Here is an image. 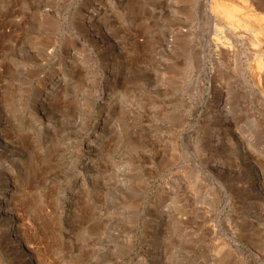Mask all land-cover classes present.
<instances>
[{
    "label": "rangeland",
    "instance_id": "1",
    "mask_svg": "<svg viewBox=\"0 0 264 264\" xmlns=\"http://www.w3.org/2000/svg\"><path fill=\"white\" fill-rule=\"evenodd\" d=\"M41 1L0 0V109H9L6 124L15 130L0 139V156L9 153L18 160L6 158L0 173L7 197L0 229L16 221L22 240L19 245L10 240L11 232L0 233V264H264V187L257 184L264 183L263 105L247 97L242 100H248V108L237 99L219 100L213 87L223 70L207 60L201 70L187 68L180 90H169L164 81H134L132 57L144 46L138 35L131 42L132 0L120 8L112 0L113 10L90 31L81 29L74 16L82 0L65 6L61 0ZM183 1L184 9L170 14L189 26L191 0ZM193 19L195 37L203 24ZM122 33L125 46L118 41ZM71 41L79 46L83 41L87 57L78 58ZM107 67L114 69L111 76ZM228 70L223 85L229 86V79L241 84L244 64ZM52 72L72 82L57 95L48 94L55 103L46 96L43 110L25 91L36 86V95L44 97L37 84ZM213 72L219 75L211 84ZM139 93L143 96L136 101ZM6 97L11 98L3 107ZM216 102L223 109L216 110ZM99 115L112 128L105 133L110 138L89 137ZM89 141L99 146L96 156L85 153ZM57 177L68 179L67 184H58Z\"/></svg>",
    "mask_w": 264,
    "mask_h": 264
},
{
    "label": "bare ground",
    "instance_id": "2",
    "mask_svg": "<svg viewBox=\"0 0 264 264\" xmlns=\"http://www.w3.org/2000/svg\"><path fill=\"white\" fill-rule=\"evenodd\" d=\"M37 1V0H36ZM43 1V0H42ZM41 1V3H42ZM47 1V0H46ZM59 1V0H57ZM185 1V0H184ZM183 1V2H184ZM30 2V1H29ZM40 2V0H39ZM64 4H68L69 0H61ZM117 2V1H116ZM180 0H132V4L130 5L129 14L132 17L133 26L131 30L129 31L132 35L131 42L134 44L136 41L133 40L135 36H141L143 38V46L144 48H141L140 51L135 53V56L132 57V61L135 60V80L142 81L144 84H152L157 83L158 81H164L166 86H168V89L176 88L178 90L183 89L184 80L187 76L186 71L191 70V67H193L196 70H199L200 67L205 68L206 66V60L210 62L211 66L215 69L218 68V70H223V76L221 78H217L218 83L214 84L213 88L218 89L219 92V100L231 98L237 99L242 101L243 107H247L249 105L248 101L251 103L257 101L258 103L255 104L256 106L259 104H262V108H264V0H191L189 3V16L191 14V23L189 26L184 24V20L176 19L175 17H172L170 12L174 11L176 8L180 7L179 3ZM182 2V1H181ZM114 2L112 0H82L79 5L81 7V12L79 10H76L74 16L77 18L76 21H78L81 26V29L85 28L90 31V28H95L98 24H101L100 21H102V17L109 12ZM21 4V3H19ZM23 4V3H22ZM21 4V5H22ZM30 4H33L30 2ZM128 4V0H118L117 6L120 8L125 7ZM5 5V4H4ZM7 5V4H6ZM9 5V4H8ZM20 5V6H21ZM72 5V4H71ZM187 5V4H186ZM13 6V5H12ZM38 6V5H37ZM76 6V5H75ZM185 6V4L183 5ZM1 7V6H0ZM16 7V6H15ZM18 7V6H17ZM50 9V6H48ZM128 7V6H126ZM187 7V8H188ZM47 8V7H45ZM52 8V7H51ZM181 9H184L180 7ZM179 8V9H180ZM186 8V7H185ZM10 9V8H9ZM15 9V8H14ZM27 9V8H26ZM35 9V8H34ZM125 9V8H124ZM6 11H3L4 13L8 12L7 7L4 9ZM18 11L22 10L21 8L17 9ZM39 10V9H38ZM41 10V9H40ZM113 10V9H112ZM123 10V9H122ZM127 10V9H125ZM188 9H186L187 11ZM48 11V10H47ZM180 11V10H179ZM185 11V10H184ZM10 12V11H9ZM50 12V11H49ZM79 12V13H78ZM127 12V11H126ZM125 12V13H126ZM176 12V11H175ZM174 12V13H175ZM178 12V11H177ZM2 13V12H0ZM16 13V12H15ZM24 13V12H23ZM30 13V12H29ZM41 13V12H40ZM73 13V12H72ZM10 14V13H8ZM7 14V17H8ZM13 14V13H12ZM17 14V13H16ZM25 14V13H24ZM42 14V13H41ZM127 14V13H126ZM184 14V13H183ZM14 15V14H13ZM20 15V14H17ZM128 15V14H127ZM2 17L6 16L1 15ZM73 16V18H74ZM193 16V17H192ZM7 17H4L8 19ZM12 17V15H11ZM31 17V16H30ZM29 17V18H30ZM125 17V16H124ZM13 18V17H12ZM72 18V22L73 19ZM123 18V17H122ZM128 18V17H127ZM175 18V19H174ZM197 18L200 19L203 26L201 27V30L199 32L198 36H191L192 32V24L194 23V19ZM71 19V18H70ZM120 19V17H119ZM125 19V18H123ZM14 21V20H13ZM32 21V19H31ZM75 21V20H74ZM120 21V20H118ZM8 22V21H7ZM71 22V20H70ZM166 23V24H165ZM16 24V23H15ZM30 24V23H29ZM72 24V23H71ZM77 24V22L75 23ZM164 24V25H163ZM31 25V24H30ZM192 25V26H190ZM78 29V28H77ZM159 29H163L160 31ZM76 30V29H75ZM79 30V29H78ZM96 30V29H95ZM86 31V32H88ZM95 32V31H94ZM126 32V30L124 31ZM89 35V34H88ZM93 36V35H91ZM100 36V35H99ZM89 37V36H88ZM98 37V36H97ZM120 42L122 44L127 42V37L125 33H122L120 36ZM118 37V38H119ZM38 38V37H37ZM43 38V37H42ZM86 38V37H85ZM83 38V39H85ZM91 38V37H90ZM93 38V37H92ZM91 38V39H92ZM103 38V37H102ZM96 39V38H95ZM98 39V38H97ZM100 39V38H99ZM98 39V40H99ZM87 40V39H85ZM97 40V41H98ZM133 40V41H132ZM49 41V40H48ZM103 41V40H102ZM80 42V41H79ZM78 42V43H79ZM45 43V42H44ZM52 42H50L51 45ZM73 41H71V44ZM83 43V41H82ZM79 46L77 43H73L71 48H75L74 52L75 54H79L78 58L87 57L88 51L86 52L84 50L83 44ZM91 43V42H90ZM94 43V42H93ZM89 44V42H88ZM95 44V43H94ZM67 45V43H66ZM90 45V44H89ZM94 46V45H93ZM97 45L95 44V47ZM6 47V46H5ZM44 47V46H43ZM8 48V47H7ZM6 48V49H7ZM66 46L64 47L65 50ZM69 48V47H68ZM99 48V47H98ZM48 49V47H47ZM100 50V49H99ZM2 51V50H1ZM71 51V50H70ZM4 52V51H3ZM45 52V51H44ZM81 52V53H78ZM188 52V53H187ZM47 53V52H45ZM71 53V52H70ZM72 54V53H71ZM74 54V55H75ZM192 55H194L192 57ZM74 60L77 58V56H74ZM165 57V58H164ZM5 58V57H4ZM77 58V59H78ZM190 58V59H188ZM72 59V60H73ZM76 59V60H77ZM39 59L36 61L38 62ZM71 60V62H72ZM137 61L139 63H137ZM41 62V61H40ZM19 63V62H18ZM17 63V64H18ZM4 64V63H3ZM8 64V62H7ZM75 64V63H74ZM203 64V65H202ZM244 64V70H243V77L241 79V84L235 81V79H229L230 84L229 86L223 85L225 80V76L230 75L226 74V72H229V68H232L234 71V68H239L241 65ZM10 65V64H9ZM8 65V66H9ZM7 66V65H6ZM23 66V65H22ZM68 66V65H67ZM66 66V67H67ZM75 66V65H73ZM72 66V67H73ZM210 66V65H209ZM4 67V66H3ZM14 67V66H13ZM192 68V69H193ZM211 68V67H210ZM11 69V68H9ZM14 69V68H13ZM25 69V68H24ZM37 69V68H36ZM73 70V69H72ZM71 70V71H72ZM105 70V69H104ZM114 69L107 67L106 71L111 76L113 74ZM201 70V69H200ZM221 70V71H222ZM228 70V71H226ZM231 70V69H230ZM9 71V70H8ZM24 71V70H23ZM49 71V70H48ZM152 71L155 74H152ZM192 71V70H191ZM212 71V70H211ZM226 71V72H224ZM10 72V71H9ZM8 72V73H9ZM70 72V71H69ZM68 72V73H69ZM190 72V71H189ZM197 72V71H196ZM195 72V73H196ZM203 72V71H202ZM192 73V72H191ZM200 73V72H199ZM216 73V72H215ZM213 72L212 74H208V81L206 78V81L208 83L213 84L211 81V78H216V75ZM232 73V72H231ZM47 74V73H46ZM117 74V73H116ZM3 75V74H2ZM21 75V74H20ZM24 75V74H23ZM31 75V74H30ZM50 76L46 78L45 80L41 81L39 84H37V87L39 86L44 92L45 96L42 97L41 94L36 95V86L28 89L25 91V93L33 94L32 102L34 105H41L45 110L44 99L46 96L49 97V95H52L54 92L58 93L60 89H64L65 87H68L69 84L72 82L70 76H66L65 74H59V73H51ZM119 75V74H118ZM192 75V74H190ZM196 75V74H195ZM33 76V75H32ZM114 76V75H113ZM116 76L111 82H116ZM194 76V75H193ZM197 76V75H196ZM207 76V75H206ZM102 77V76H101ZM109 77V76H108ZM5 80V79H4ZM203 80V79H202ZM2 81V80H1ZM11 81V80H10ZM16 81V80H15ZM99 81V80H98ZM106 82V81H105ZM227 82V81H226ZM225 82V84H226ZM18 83V82H17ZM110 83V82H109ZM35 84V83H34ZM228 84V83H227ZM7 85V84H6ZM26 85V84H25ZM15 86V85H14ZM19 86V85H18ZM6 87V86H5ZM2 87V88H5ZM16 87V86H15ZM211 87V86H210ZM1 88V89H2ZM25 88V87H24ZM29 88V87H28ZM212 88V87H211ZM7 90V87L5 88ZM10 89V88H9ZM113 89V88H112ZM169 89V90H170ZM1 91V90H0ZM4 91V90H3ZM2 91V92H3ZM18 91V90H17ZM24 91V90H23ZM106 91V89H105ZM216 91V90H215ZM12 93V91H9ZM20 92V91H19ZM107 92V91H106ZM17 93V92H16ZM57 93L55 95H57ZM104 93V92H103ZM113 93V92H111ZM215 93V92H214ZM213 93V94H214ZM1 94V93H0ZM18 94V93H17ZM23 95L24 92L22 93ZM49 94V95H48ZM108 93L104 94L107 95ZM110 95V94H109ZM113 94L110 96L112 97ZM13 97V94L11 95ZM143 96L142 93L134 94L135 100H139ZM2 97V96H0ZM98 97V96H97ZM96 97V98H97ZM247 97L248 100L243 101L242 98ZM11 98V97H10ZM9 98V99H10ZM57 98V97H55ZM173 98V97H172ZM6 98H2V106H5ZM8 99V100H9ZM20 99V98H19ZM23 99V98H21ZM26 99V98H25ZM29 99V98H28ZM52 99V98H51ZM54 99V98H53ZM53 99L51 101H53ZM98 99H100L98 97ZM97 99V100H98ZM171 99V98H170ZM57 100V99H56ZM104 101L106 98L103 99ZM234 100V101H235ZM31 101V100H30ZM59 101V100H58ZM77 101V100H76ZM100 101V100H99ZM133 101V100H132ZM222 101V100H221ZM233 101V100H232ZM48 102V101H47ZM75 102V101H74ZM97 102V101H96ZM246 102V103H245ZM15 103V102H14ZM50 103V102H49ZM55 103V101L51 102ZM93 103V102H92ZM225 103V102H223ZM71 104V103H70ZM69 104V105H70ZM107 104V103H106ZM134 104V103H133ZM241 104V103H240ZM13 105V104H12ZM10 105V106H12ZM32 105V104H31ZM57 105V104H55ZM59 105V104H58ZM78 106L77 104H75ZM80 105V104H79ZM216 110L217 108L223 109L222 102H216L215 104ZM72 106V105H71ZM222 106V107H221ZM254 106V105H253ZM21 107V106H20ZM50 107V105H49ZM52 107V104H51ZM104 106H102L103 108ZM107 107V106H106ZM135 107V106H134ZM18 108V106H17ZM57 108V106H56ZM55 108V109H56ZM248 108V107H247ZM4 108L3 111L0 109V139H3V135L8 134L7 132L12 133V126H7L6 122L9 121L11 118L7 112H5L6 109ZM52 109V108H51ZM60 109V107L58 108ZM56 109V110H58ZM69 109V108H67ZM73 109V108H72ZM213 109V108H212ZM215 109V108H214ZM246 109V108H245ZM244 109V110H245ZM256 108L254 107V110ZM54 110V112H56ZM63 110V109H62ZM61 110V111H62ZM71 110V109H70ZM78 110V109H77ZM235 110V109H234ZM238 110V109H237ZM27 111V110H26ZM39 111V110H38ZM52 111V110H51ZM72 111V110H71ZM69 111V112H71ZM75 112V109L73 110ZM226 111V110H225ZM246 111V110H245ZM248 111V110H247ZM253 111V110H252ZM15 112V111H14ZM59 112V111H58ZM65 112V109L64 111ZM77 112V111H76ZM232 112V111H231ZM236 112V111H235ZM239 112V111H238ZM240 112H243L240 110ZM256 110L254 111V113ZM258 112V110H257ZM256 112V113H257ZM264 112V111H263ZM52 113V112H51ZM73 113V112H72ZM71 113V114H72ZM103 113V112H102ZM251 113V112H250ZM253 113V112H252ZM50 114V113H47ZM56 114V113H55ZM76 114V113H75ZM107 114V113H106ZM52 115V114H51ZM70 115V114H67ZM224 115V114H223ZM243 115V114H242ZM260 115V114H259ZM74 116V115H73ZM71 116V118H73ZM76 116V115H75ZM100 117L95 120V132H89V137L95 136L98 139H103L104 137H109L106 132L110 129V126L107 125L106 119L104 120L102 118L103 115H99ZM106 116V115H105ZM104 116V117H105ZM232 116V115H231ZM249 116V115H248ZM69 117V116H68ZM13 118V117H12ZM259 118V117H258ZM45 120L47 118H44ZM49 119V118H48ZM44 120V121H45ZM62 120V119H61ZM78 120V119H77ZM110 121V120H109ZM262 122V121H261ZM12 123V122H11ZM10 123V125H11ZM48 123V122H47ZM14 124V123H13ZM12 124V125H13ZM88 124V123H87ZM94 124V123H93ZM112 124V123H110ZM14 126V125H13ZM8 127V128H7ZM114 128V127H113ZM112 129V128H111ZM110 129V130H111ZM109 130V131H110ZM114 130V129H113ZM235 130V129H234ZM10 133V135H11ZM15 133V132H14ZM13 133V134H14ZM18 132H16L17 134ZM86 134V133H85ZM115 134V133H114ZM19 135H21L19 133ZM112 135V133H111ZM17 136V135H15ZM84 136V135H83ZM113 137V136H112ZM12 138V137H11ZM10 138V139H11ZM250 138V137H249ZM5 139H7L5 137ZM19 139V137H18ZM26 139V138H25ZM97 139V140H98ZM8 140V139H7ZM17 140V139H16ZM15 140V141H16ZM22 140V138L20 139ZM241 140H245L246 146L248 144V138L246 136H243ZM14 140L10 141L11 143ZM14 141V142H15ZM24 142V139L22 140ZM115 141V140H114ZM238 141V140H237ZM251 141V140H249ZM9 142V141H8ZM26 142V141H25ZM85 142V141H84ZM87 142V141H86ZM106 142V141H104ZM112 142V140H111ZM10 143V144H11ZM9 144V145H10ZM13 144V143H12ZM22 144V143H21ZM25 144V143H23ZM104 144V143H103ZM20 145V143H19ZM110 145V144H109ZM17 146V142H16ZM75 146V145H74ZM24 147V146H23ZM22 147V148H23ZM99 147V146H98ZM92 144L91 141L88 142V147H85V153L87 156L92 157L96 156L97 148ZM26 148V147H25ZM28 148V147H27ZM78 148V147H77ZM14 149V148H12ZM21 149V148H20ZM84 149V148H83ZM82 149V150H83ZM248 149V148H247ZM22 150V149H21ZM25 150V149H24ZM69 150V149H68ZM79 150V149H78ZM75 151V150H74ZM73 151V152H74ZM249 151V150H248ZM246 150V153L248 152ZM5 152V151H4ZM65 153V152H64ZM75 153V152H74ZM79 153V151H78ZM81 153V152H80ZM244 153V152H243ZM1 154L0 156V173L3 172V170H6L7 161L6 158H12V161L17 160L15 155H8ZM58 154V153H57ZM252 154V153H251ZM68 155V154H67ZM72 155V154H71ZM85 155V156H86ZM75 156V155H74ZM248 156V155H247ZM253 156V155H251ZM249 157V156H248ZM64 158V157H63ZM74 158V157H73ZM247 158V157H246ZM14 159V160H13ZM75 159V158H74ZM79 159V158H78ZM90 158H87L84 160L87 164L88 160ZM253 159V158H252ZM8 160V159H7ZM18 161V160H17ZM16 161V162H17ZM61 161V160H60ZM81 161V160H80ZM83 161V160H82ZM94 161V159H93ZM96 161V160H95ZM94 161V162H95ZM63 162V161H62ZM74 162V160H73ZM77 162V161H76ZM5 163V164H4ZM15 163V162H13ZM63 164V163H62ZM75 164V163H74ZM83 164V162H82ZM94 164V163H93ZM76 165H74L75 167ZM91 168V166H90ZM6 173V172H5ZM11 173V172H10ZM55 173V172H54ZM79 173V172H78ZM74 174V173H73ZM8 175V174H7ZM10 175V174H9ZM61 175V174H60ZM79 175V174H78ZM3 176V174H2ZM78 177V176H77ZM75 178V177H74ZM9 179V178H8ZM80 178H77L76 180L79 181ZM58 184L63 183L67 184L68 179L64 180L62 177H57ZM175 180V179H174ZM1 181V180H0ZM4 181V180H3ZM10 181V179H9ZM8 181V183H9ZM77 182V181H76ZM4 183V182H3ZM56 183V182H55ZM56 183V186H57ZM78 183V182H77ZM81 183V180H80ZM15 184V182H14ZM54 184V183H53ZM257 184H260L261 187H264L263 182H259ZM12 185V184H11ZM8 185V186H11ZM79 185V184H78ZM82 185V184H81ZM79 187V186H78ZM17 191L15 186H11ZM57 188V187H56ZM59 188V187H58ZM64 188V187H63ZM82 188V187H80ZM262 189V188H261ZM14 191V190H13ZM63 191V190H62ZM81 191V190H80ZM9 192V189L6 191ZM4 190L0 187V213L2 212L1 208H4L3 206L7 202V197L3 194ZM14 194V193H13ZM12 194V195H13ZM11 195V196H12ZM11 198V197H10ZM247 199V198H246ZM10 200V199H9ZM245 201V200H244ZM253 203V202H252ZM256 206V205H255ZM7 208V207H6ZM250 208V207H249ZM158 209V208H156ZM251 209V208H250ZM5 209H3L4 211ZM258 210V209H257ZM161 211V210H160ZM163 211V209H162ZM261 211V210H260ZM9 212V211H7ZM6 212V213H7ZM261 212H259L260 214ZM4 214V212H3ZM11 214V213H9ZM107 214V213H106ZM15 220V217H13ZM11 219V218H10ZM7 220V219H5ZM7 222V221H6ZM240 222V221H239ZM238 223V222H237ZM244 223V222H243ZM242 224V223H241ZM21 225V224H20ZM155 226H159L157 223H154ZM240 225V224H238ZM154 226V227H155ZM237 226V225H236ZM250 226V225H248ZM2 227V226H1ZM3 228V227H2ZM9 228V230H8ZM7 228L6 231L4 229H0V233H5L8 235V232H11L9 236H11L10 240H13L14 242L19 243V245H22V240L20 237V230L21 227L19 226L16 221L10 225ZM161 228V227H160ZM246 228V227H245ZM25 229V228H24ZM256 230V229H255ZM254 230V231H255ZM158 231V230H157ZM243 231V230H242ZM246 231V230H245ZM252 231L253 236L254 232ZM23 232V231H22ZM161 232V231H160ZM237 232V231H236ZM248 232V231H247ZM251 231H249L248 234H250ZM254 232V233H253ZM264 233V232H263ZM22 235V233H21ZM152 235V234H151ZM2 236V235H1ZM157 236V235H155ZM253 237L251 234L249 235ZM264 236V235H263ZM28 237V236H27ZM25 236L24 239L27 238ZM258 237V236H257ZM9 238V237H8ZM260 238V237H259ZM262 238V237H261ZM264 238V237H263ZM9 240V239H8ZM259 240V239H258ZM258 240H256L258 242ZM28 241V239H27ZM26 241V242H27ZM24 242V241H23ZM262 242V241H261ZM260 242V243H261ZM13 243V242H12ZM264 243V241H263ZM10 246V245H9ZM30 246V245H29ZM28 246V247H29ZM264 246V245H263ZM26 247V246H25ZM6 251V250H5ZM4 251V252H5ZM14 251V250H13ZM155 252V251H154ZM10 253V252H9ZM8 253V254H9ZM7 254V253H6ZM17 254V253H16ZM15 254V255H16ZM21 254V253H20ZM10 257V256H9ZM33 258V257H32ZM28 259V258H27ZM34 259V258H33ZM32 260V259H31ZM39 260V259H37ZM25 261V260H24ZM34 261V260H33ZM29 262V261H28ZM27 263V262H26ZM40 264V263H39Z\"/></svg>",
    "mask_w": 264,
    "mask_h": 264
}]
</instances>
